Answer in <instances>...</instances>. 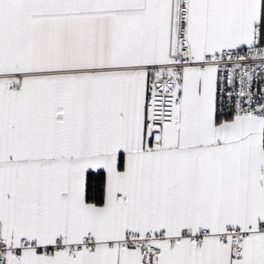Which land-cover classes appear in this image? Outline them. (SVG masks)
Here are the masks:
<instances>
[{"label":"snow or ice","instance_id":"snow-or-ice-1","mask_svg":"<svg viewBox=\"0 0 264 264\" xmlns=\"http://www.w3.org/2000/svg\"><path fill=\"white\" fill-rule=\"evenodd\" d=\"M0 264H264V0H0Z\"/></svg>","mask_w":264,"mask_h":264}]
</instances>
